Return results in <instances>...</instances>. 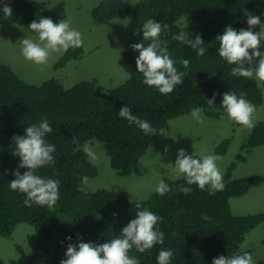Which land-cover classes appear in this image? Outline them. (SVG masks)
<instances>
[{"label": "trees", "instance_id": "16d2710c", "mask_svg": "<svg viewBox=\"0 0 264 264\" xmlns=\"http://www.w3.org/2000/svg\"><path fill=\"white\" fill-rule=\"evenodd\" d=\"M36 1L39 0H0V25L29 26L33 20L38 22L33 9ZM5 5L12 8V16L4 14ZM248 13L259 16L263 23L264 0H137L133 5L124 0L102 1L91 11L93 23L105 25L115 19L125 20V24L117 22V28L124 24L122 31L132 37L124 44L118 61L128 78L107 92H100L95 80L77 83L69 89L55 79L39 86L30 85L9 66L0 64V237H11L20 224L31 225L35 230L27 238L29 254L17 246L20 259L0 260V264H60L69 243L109 242L136 218V201L130 203L108 190H82V177L97 175V168L88 160L84 149L87 143L98 142L110 168L118 176L126 177L151 144L168 131L171 120L189 115L196 107L202 108L206 117L219 119L226 114L221 105L223 94L228 91L237 95L244 92L245 98L255 106L262 104V89L256 80L232 76L234 65L219 57L216 41L229 25L237 31L246 30ZM44 17L54 23L64 20V4L45 9L41 18ZM148 19L170 26L163 30L161 39L177 62L178 71L187 72L183 83L167 95L146 86L136 69L139 53L132 45L144 41L143 24ZM180 31L192 39L200 35L206 54L198 56L190 46L173 39ZM146 42L148 46L150 42ZM82 54V47L69 49L54 67L62 68L70 60L80 59ZM184 59L190 62L187 69L180 63ZM262 85L264 88V82ZM214 93V105L209 106L207 100ZM125 105L134 115L150 122L157 134L145 135L136 125H129L121 118L119 110ZM42 118H47L53 127L46 141L55 145L56 162L39 169L38 174L60 181V199L51 209L36 204L25 206L26 196L9 187L20 164L19 157L14 156L13 137L24 136L26 128L38 124ZM160 129H163L161 134ZM73 137L78 143L72 142ZM230 141L223 139L214 154L224 156ZM261 146H264V121L257 122L247 142L240 146L223 175L225 189L215 195L199 190L196 185H187L182 176L176 180L164 179L171 189L168 193L161 196L155 191L139 201L142 207L163 218L158 227L164 233V243L145 253L133 249L130 255L139 264H157L159 251L165 249L174 252L171 264H212L214 258L222 255L243 254L245 251L240 249L245 236L264 222V213L235 216L229 200L245 195L262 179L257 175L232 179V172L238 163L246 160V154ZM25 171L20 169L21 174ZM181 187H191L192 191L185 195ZM203 214L211 219L203 220Z\"/></svg>", "mask_w": 264, "mask_h": 264}, {"label": "clouds", "instance_id": "9594fccd", "mask_svg": "<svg viewBox=\"0 0 264 264\" xmlns=\"http://www.w3.org/2000/svg\"><path fill=\"white\" fill-rule=\"evenodd\" d=\"M6 16H12V8L5 5L3 7ZM248 28L235 30L231 25L227 26L222 35L216 37L219 43V57L231 68V75L246 79H256L264 82V24L260 17L248 13ZM31 32L36 33L38 41L31 38H24L18 41L21 54L25 60L32 62L36 66H49L50 58L54 53L63 54L69 49L83 46L82 33L71 26L70 20H60L54 23L51 18H40L38 22L33 20L28 26ZM259 27L256 32L253 29ZM170 29L168 24H161L153 19H148L143 24V39L150 42L147 47L143 43L132 45V49L139 53L135 61L137 72L143 76V83L155 88L160 94L167 95L174 91L177 85L183 83L187 72H179L176 61L171 58L167 45L161 39L163 30ZM173 39L182 44L190 46L197 52L198 56H204L206 49L200 35L194 39L188 34L180 31ZM185 69L189 67V60L180 62ZM215 75V74H214ZM216 94L211 100H207L209 106L214 105ZM227 114V118L239 125L242 129L251 132L257 124V109L255 105L245 98V93L237 95L228 91L223 94L222 105ZM119 116L125 119L129 125H136L145 135L153 136L158 130L152 127L147 120L134 115L132 110L123 106L119 110ZM192 118L199 124L205 123L203 109L196 107L191 111ZM53 131L52 125L47 118H42L38 124L28 126L24 136H14L15 154L19 157L20 164L13 173L15 179L9 183L11 190L26 196L23 201L25 206L31 207L33 204L47 207H55L60 199V181L58 179L46 178L38 174V170L54 165L55 145L46 141V135ZM163 129L159 130V134ZM72 142L78 143L73 137ZM88 155L94 157L92 151ZM197 156V154L195 153ZM222 157L209 153L201 154L197 158L186 154L184 149L177 153L175 161V174L177 178L181 176L186 180L187 185H196L199 190H207L209 195L223 191L225 184L223 172L219 168L217 161ZM20 169H27L23 174ZM82 182L87 183L88 177H82ZM171 189L161 180L155 191L163 196ZM180 191L185 195L191 193V187H181ZM133 203V201H130ZM136 218L132 219L124 226L120 234L109 242L93 244L80 242L78 244L69 243L65 253V259L60 264H139V260L130 255L135 249L139 253L152 250L157 245L164 243V233L159 230L162 217L156 215L146 207H142L139 201L135 202ZM115 215V214H114ZM208 221L211 219L207 214L201 217ZM67 240L71 241V237ZM174 252L161 249L157 256V264H171ZM212 264H255L251 253L235 254L232 256H219L212 260Z\"/></svg>", "mask_w": 264, "mask_h": 264}, {"label": "rangeland", "instance_id": "374dc122", "mask_svg": "<svg viewBox=\"0 0 264 264\" xmlns=\"http://www.w3.org/2000/svg\"><path fill=\"white\" fill-rule=\"evenodd\" d=\"M105 0H39L34 5L35 18L40 19L45 9L63 3L66 17L71 26L82 33L83 54L80 59L70 60L64 67L55 68V63L63 54L54 53L49 66H36L27 61L21 54L18 41L31 38L38 41L28 26L0 25V64L10 69L25 83L39 86L49 79L58 80L65 89L80 82L95 80L100 92L116 88L124 84L128 75L119 67L121 51L124 44L132 40L130 34L124 33L125 20H112L105 25H97L91 19V11ZM133 5L137 0H124ZM117 22H122L117 28ZM264 24V19L263 23ZM128 27V26H127ZM126 31V27H125ZM147 47L146 41H141ZM264 52V47H261ZM256 80V79H255ZM262 89L263 102L257 109V122L264 121V88L261 81L256 80ZM205 117L203 125L191 116H182L168 123V131L161 134L146 153L139 159L129 176H118L110 168L109 159L101 145L91 141L85 145V151H92L94 157L88 160L96 166L97 175L83 183L84 192L108 190L128 201L147 199L158 183L164 179L176 180L174 170L177 153L184 149L186 154L198 159L201 154H214L217 145L223 139H230L229 147L217 164L223 175L228 166L235 160L239 148L245 144L250 132L242 129L227 118V114L219 119ZM197 154V156L195 155ZM172 165V166H170ZM257 175L261 182L251 188L245 195L229 200L231 213L235 216L256 215L264 213V146L254 148L246 154V160L237 164L232 172V179H241ZM34 228L28 224L16 226L9 238L0 237V260H18L21 255L16 249L20 246L25 254L30 253L27 238L33 235ZM240 251L251 253L255 264H264V222L245 236Z\"/></svg>", "mask_w": 264, "mask_h": 264}]
</instances>
